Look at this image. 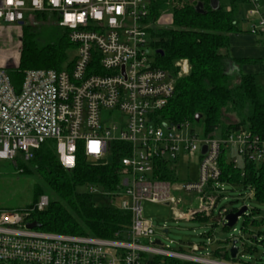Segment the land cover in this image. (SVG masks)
I'll list each match as a JSON object with an SVG mask.
<instances>
[{
	"label": "built area",
	"instance_id": "obj_1",
	"mask_svg": "<svg viewBox=\"0 0 264 264\" xmlns=\"http://www.w3.org/2000/svg\"><path fill=\"white\" fill-rule=\"evenodd\" d=\"M147 2L0 0L1 27V23L19 25L28 14L46 12L67 29L75 48L69 68L25 70L19 86L0 66V160L28 162L42 143L53 140L59 163L70 170L80 144L84 156L96 162H106L113 144H118L119 190L111 197L122 195L116 207L130 215L124 238H102L28 228L26 224L32 222L26 218L28 212L0 210V264H171L172 259L232 264L210 253L211 257L173 251L158 237L166 227H156L143 215L142 202L167 204L176 210L183 204V193L196 195L198 203L186 213L175 211V218L207 216L223 184L220 156L235 165L226 156L234 145L242 160L259 162L264 157V141L246 131L218 137L192 129L182 134L189 122L169 124L163 119L160 111L172 98L174 87L169 71L157 66L149 53V26L144 21ZM249 3L248 17L255 18L250 33L264 37V1ZM182 68L186 70L185 63ZM185 156H197L195 178L176 169ZM163 161L178 180L154 175ZM47 203L48 197L42 195L32 210H41ZM201 249L192 245L193 252Z\"/></svg>",
	"mask_w": 264,
	"mask_h": 264
},
{
	"label": "trees",
	"instance_id": "obj_2",
	"mask_svg": "<svg viewBox=\"0 0 264 264\" xmlns=\"http://www.w3.org/2000/svg\"><path fill=\"white\" fill-rule=\"evenodd\" d=\"M228 1L225 6L218 0V6L213 8L210 0H148L144 21L149 26L155 64L169 71L174 87L172 98L160 113L169 124L194 121V116L199 114L198 122L204 124L206 135L217 131L222 136L232 131H246L264 141V86L256 83L255 74L242 70L243 65L259 60L231 57L228 52L229 35L243 31L240 23L242 5L250 3L249 0ZM197 2H202L203 13L194 10ZM168 9L171 12L169 26L153 28L160 14ZM31 15L35 16V21L26 24L25 20ZM38 22L49 25L46 35L39 30ZM246 31L250 32V28ZM72 49L67 29L57 24L53 14L34 12L28 14L21 25L18 63L7 64L5 70L12 83L19 86L25 70L69 68L73 62ZM157 50L162 53H156ZM183 63L186 70L182 68ZM231 115L235 120L227 122ZM116 145L113 144V153L106 162H88L80 144L75 166L68 170L58 161L54 141L42 143L34 151L33 158L24 163L29 165L27 172L32 170L40 176L53 197L48 198L47 205L41 210H32L39 199L37 196L43 192L40 186L34 185V201L24 207L29 213L26 218L49 232L124 238L130 224L129 212L93 203L95 195L111 197L119 190L120 152L115 149ZM242 161V166L238 167L221 155L219 181L249 188L252 199L264 204V157L259 162L245 157ZM21 163L25 165L23 161ZM154 175L171 182L178 180L164 161L158 163ZM207 191L211 188L207 187ZM236 210L232 208L226 212ZM255 213H258L257 209L250 211V214ZM242 216L245 217L241 226L243 250H239L235 258L230 257L224 246L211 250L210 254L232 264H264L260 256H254L258 252L257 246L244 243L251 239L264 245V236L260 237L262 231L252 233L247 229L248 224L257 225L259 221L250 220L245 213ZM206 218V215L196 214L192 219ZM261 222L264 223V219ZM247 232L251 235L245 236ZM229 243L231 240L227 238L224 244ZM170 263L199 264L177 259Z\"/></svg>",
	"mask_w": 264,
	"mask_h": 264
},
{
	"label": "rangeland",
	"instance_id": "obj_3",
	"mask_svg": "<svg viewBox=\"0 0 264 264\" xmlns=\"http://www.w3.org/2000/svg\"><path fill=\"white\" fill-rule=\"evenodd\" d=\"M228 0H221V4L226 5ZM250 6V5H249ZM243 14L240 21L241 27L245 28L249 26L252 18L248 17L247 10L248 5H242ZM34 15L29 16L25 23H33L35 20ZM171 21V12L170 9L162 12L160 16L155 21L153 28L157 27H167ZM249 22V24L247 23ZM0 26V66L5 67L7 64H17L19 58V46H20V36H21V25L16 24H3ZM37 26L40 31L44 32L43 35H46L50 29L49 25L43 24L41 22L37 23ZM252 34V33H251ZM255 36V34H253ZM44 37V36H43ZM45 38V37H44ZM231 41L234 42L235 38H231ZM75 48L72 49V57L74 58ZM155 50L151 47L149 49L150 56L154 55ZM230 53V50L228 51ZM251 57V56H250ZM257 68H263V63H252L245 64L242 66L243 71H256L255 81L258 85L264 86V70L263 72H258ZM234 115L229 116L227 122L234 121ZM192 129L195 133L201 134L204 130V124L202 122L189 121V126L187 128L183 127L181 130L182 134L190 132ZM217 137L220 132L217 131L214 133ZM232 134H236V131H232ZM115 135V133H113ZM226 156L235 160V165L241 167L243 164L242 156L237 152L236 146H231L226 151ZM88 162H94L93 159L87 158ZM22 160H0V210H20L25 211V206L33 203V188L34 185H38L42 188L43 192L37 196L38 198L42 195H46L48 198L53 197V193L47 187V185L42 181L40 176L30 170L27 172L28 164L22 166ZM183 165H180L176 169L179 170V173L188 174L190 177L197 176V156L190 157L185 156L181 162ZM217 192L220 194L216 206L207 214L205 220L201 219H189V218H175V211L180 212V214L186 213L188 208L192 209L196 207L198 203L197 197L183 195V204L174 207L164 204L142 202L143 215L150 217L156 227L165 226L168 229L166 234H160L158 237L161 239L163 245L168 244L173 251H183L189 254H196L201 256H209L211 250L216 248L225 247L228 250L229 245H225L224 242L227 238L230 240L234 237L240 239L238 246L239 250H243V241L244 236L241 229L244 216H240L233 227H224L223 213L226 210H231L232 208L239 209L242 206H246L245 215H248V218L256 219L259 221L257 225H247V229L252 233H256L258 230L263 233L260 234V237L264 236V223L261 222L264 219V204H259L255 202L252 197L249 188H242L239 185H232L223 183L219 186ZM122 200V195H118L114 198L109 196H98L93 197V203L97 206L100 205H110L118 206L119 202ZM34 205L31 207L33 208ZM257 209L258 213L250 214V211ZM187 210V211H188ZM202 215V213H201ZM221 215V216H220ZM159 229V228H158ZM244 235H251L248 232ZM254 234H252L253 236ZM169 240L171 242L169 243ZM245 244H254L257 246L258 252L254 256H260L264 261V245L260 243H255L253 240H245ZM192 245H198L202 247L199 252L192 251ZM213 257V256H212Z\"/></svg>",
	"mask_w": 264,
	"mask_h": 264
},
{
	"label": "crops",
	"instance_id": "obj_4",
	"mask_svg": "<svg viewBox=\"0 0 264 264\" xmlns=\"http://www.w3.org/2000/svg\"><path fill=\"white\" fill-rule=\"evenodd\" d=\"M248 5V11L250 9L249 4ZM226 6V5H225ZM245 10H241V13L243 14ZM253 20L255 19L254 17H250ZM244 19V17H243ZM249 24V22H247ZM249 26H246L245 28L242 27L243 31L242 32H237V33H231L229 35V50L230 53L229 55L231 57H249V58H257L259 63L264 64V37L261 35H253L250 32L246 31ZM231 38H235V41L232 42ZM251 56V57H250ZM258 72H263V68H257ZM245 72H250L253 74H257L256 71H245Z\"/></svg>",
	"mask_w": 264,
	"mask_h": 264
},
{
	"label": "water",
	"instance_id": "obj_5",
	"mask_svg": "<svg viewBox=\"0 0 264 264\" xmlns=\"http://www.w3.org/2000/svg\"><path fill=\"white\" fill-rule=\"evenodd\" d=\"M210 4L213 8H216L218 6V0H210ZM194 10L198 13H203V4L202 2H197L194 6ZM19 25H23V22H19ZM156 53H162L161 51L157 50ZM200 115L199 114H196L194 116V121L198 122L200 120ZM206 150V146L203 145L202 148H201V152L204 153ZM167 205V204H166ZM247 207L246 206H242L241 208L237 209L236 211H229V212H226L223 219H224V222H223V225H225L226 227H232L237 219L243 215V213H245ZM26 227L28 228H34V227H39V224L35 221H32V222H29L26 224ZM168 232V229H164L163 230V234H166ZM157 244H160V240L159 239H156L155 241ZM238 244V238H233L231 239V243H230V246L228 248V251H229V254H230V257L231 258H235L237 256V253L239 251V246L237 245Z\"/></svg>",
	"mask_w": 264,
	"mask_h": 264
},
{
	"label": "snow or ice",
	"instance_id": "obj_6",
	"mask_svg": "<svg viewBox=\"0 0 264 264\" xmlns=\"http://www.w3.org/2000/svg\"><path fill=\"white\" fill-rule=\"evenodd\" d=\"M9 2H11V0H9ZM67 2H71V0H67ZM117 11H119V8H117ZM69 19H71V17H69Z\"/></svg>",
	"mask_w": 264,
	"mask_h": 264
},
{
	"label": "clouds",
	"instance_id": "obj_7",
	"mask_svg": "<svg viewBox=\"0 0 264 264\" xmlns=\"http://www.w3.org/2000/svg\"><path fill=\"white\" fill-rule=\"evenodd\" d=\"M93 149H95V145H93Z\"/></svg>",
	"mask_w": 264,
	"mask_h": 264
}]
</instances>
